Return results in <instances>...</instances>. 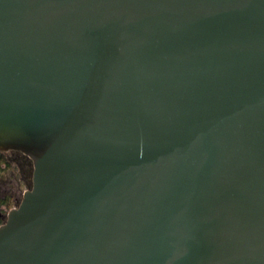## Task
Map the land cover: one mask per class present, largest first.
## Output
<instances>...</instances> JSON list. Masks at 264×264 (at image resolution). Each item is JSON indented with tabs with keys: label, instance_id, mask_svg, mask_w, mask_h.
I'll return each instance as SVG.
<instances>
[{
	"label": "water",
	"instance_id": "95a60500",
	"mask_svg": "<svg viewBox=\"0 0 264 264\" xmlns=\"http://www.w3.org/2000/svg\"><path fill=\"white\" fill-rule=\"evenodd\" d=\"M9 150L0 264H264V0H0Z\"/></svg>",
	"mask_w": 264,
	"mask_h": 264
},
{
	"label": "rangeland",
	"instance_id": "374dc122",
	"mask_svg": "<svg viewBox=\"0 0 264 264\" xmlns=\"http://www.w3.org/2000/svg\"><path fill=\"white\" fill-rule=\"evenodd\" d=\"M34 162L22 151L0 153V213L3 222L11 208L20 205L27 189L33 186Z\"/></svg>",
	"mask_w": 264,
	"mask_h": 264
},
{
	"label": "flooded vegetation",
	"instance_id": "af4514ba",
	"mask_svg": "<svg viewBox=\"0 0 264 264\" xmlns=\"http://www.w3.org/2000/svg\"><path fill=\"white\" fill-rule=\"evenodd\" d=\"M14 151H16V150H14ZM4 214L3 213H0V217L2 218V219H4Z\"/></svg>",
	"mask_w": 264,
	"mask_h": 264
},
{
	"label": "trees",
	"instance_id": "16d2710c",
	"mask_svg": "<svg viewBox=\"0 0 264 264\" xmlns=\"http://www.w3.org/2000/svg\"><path fill=\"white\" fill-rule=\"evenodd\" d=\"M3 223V219L0 217V225Z\"/></svg>",
	"mask_w": 264,
	"mask_h": 264
}]
</instances>
